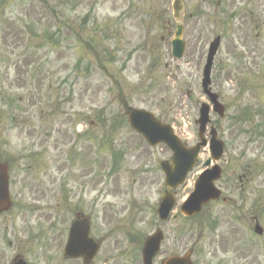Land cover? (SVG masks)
Here are the masks:
<instances>
[{
	"label": "rangeland",
	"instance_id": "1",
	"mask_svg": "<svg viewBox=\"0 0 264 264\" xmlns=\"http://www.w3.org/2000/svg\"><path fill=\"white\" fill-rule=\"evenodd\" d=\"M27 1L0 0V161L12 163L14 198L13 209L0 216V264L17 253L29 264H81L65 261L60 238L53 237L66 232L78 210L103 240L93 264H138L137 251L155 227L163 193L157 164L170 152L144 147L121 118L132 107L145 108L172 123L180 137L197 140L202 70L217 35L222 44L212 88L225 116L211 117L228 143L218 184L232 202H212L201 218L180 217L177 224L186 248L195 240L196 250L198 238L201 246H212V236L230 248L241 238L247 242L246 235L258 240L250 247H263L252 217L259 215L264 226V172L258 175L264 169V0H183L186 52L180 60L171 56L173 0H48L71 24L57 34V43L46 36L56 30L42 3ZM232 12L237 14L229 19ZM15 97L19 112L8 106ZM233 169L242 173L243 184L231 177ZM64 177L68 196L60 192ZM191 190L189 183L183 186L181 198ZM253 205H260L258 212ZM115 219L124 223L116 232L138 236L128 253L121 252L116 232L106 233ZM38 231L49 237L44 258L36 257L40 243L31 238Z\"/></svg>",
	"mask_w": 264,
	"mask_h": 264
},
{
	"label": "water",
	"instance_id": "2",
	"mask_svg": "<svg viewBox=\"0 0 264 264\" xmlns=\"http://www.w3.org/2000/svg\"><path fill=\"white\" fill-rule=\"evenodd\" d=\"M176 19H180V15L182 13V2L176 1ZM182 34H183V27L182 25H178L176 30L175 38L173 39V46H174V55L181 57L184 53V47L185 43L182 40ZM219 43V40L217 39L215 43L212 45V50L210 53L209 58V64L205 71L206 76V84L209 82V73H210V67H211V60L213 57V54L216 50V47ZM213 100L215 101V96H213ZM216 110L222 111V107L216 105ZM130 123L142 134L149 137L152 141H155L157 139L158 141H164L166 142L177 154V158L186 160V166L182 167L184 170V174L188 170V168L192 165L193 157L199 150V147L202 143L205 141L203 140L201 144H199L196 148L188 150L183 147V145L177 140V138L172 133L171 128L168 125H161L159 122L153 118L152 114L145 112L144 110H133L132 113L129 115ZM208 121V118L206 116L202 117L201 120V128H200V135L204 133L206 123ZM213 146L215 147V150H221L220 143H216L215 141L212 142ZM217 144V145H216ZM220 147V148H219ZM192 152V153H191ZM191 153V156L189 157L188 154ZM188 156V157H187ZM215 158H218V155L215 156ZM214 173L203 176L199 180L198 184L196 185V191L192 196V199L195 201L194 205H191L189 210V213H194L200 210L203 203L210 199H216L219 197L220 193L219 191L214 187V180H216L220 176V171L218 167H215V169L212 171ZM7 171H6V165L0 164V198L4 199L2 201V207L5 209L6 205L8 203V200L6 199V193L8 189V179H7ZM8 196V195H7ZM7 202V203H6ZM85 233H87V229H85ZM76 237V236H74ZM84 238L86 240V246L84 251H88L90 249L91 242L87 239V235H84ZM72 249L76 250V248L72 247ZM71 254H77L76 251H71ZM188 264V263H186Z\"/></svg>",
	"mask_w": 264,
	"mask_h": 264
},
{
	"label": "flooded vegetation",
	"instance_id": "3",
	"mask_svg": "<svg viewBox=\"0 0 264 264\" xmlns=\"http://www.w3.org/2000/svg\"><path fill=\"white\" fill-rule=\"evenodd\" d=\"M199 165V162L198 164ZM242 179V178H241ZM220 201V200H218ZM221 201L230 202V199H222ZM263 212V210H262ZM254 219H259V215H254ZM213 238H211V241ZM199 245L196 249L194 264H264V247H227L224 248L222 241L219 240L212 246H201L202 238L199 239ZM240 241V240H239ZM238 240L236 243L239 242ZM200 246V247H199ZM230 252H237L236 258L229 256Z\"/></svg>",
	"mask_w": 264,
	"mask_h": 264
},
{
	"label": "trees",
	"instance_id": "4",
	"mask_svg": "<svg viewBox=\"0 0 264 264\" xmlns=\"http://www.w3.org/2000/svg\"><path fill=\"white\" fill-rule=\"evenodd\" d=\"M60 24H61V21H60ZM31 26H34L33 24H31ZM58 31H59V29H58ZM58 36H57V34H55V35H50V40H49V42H57L58 41Z\"/></svg>",
	"mask_w": 264,
	"mask_h": 264
}]
</instances>
